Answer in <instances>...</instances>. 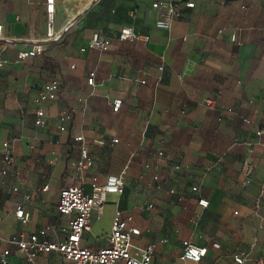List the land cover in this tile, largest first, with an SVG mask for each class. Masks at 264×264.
<instances>
[{
    "label": "crops",
    "instance_id": "0c3cea01",
    "mask_svg": "<svg viewBox=\"0 0 264 264\" xmlns=\"http://www.w3.org/2000/svg\"><path fill=\"white\" fill-rule=\"evenodd\" d=\"M154 1L55 0L54 29L61 36L44 42L45 0H0V23L11 39L1 50L7 64L0 68V143H13L18 169L0 179L1 236L49 225L50 238L62 239L69 217L56 210L59 190L82 185L89 191L93 176L102 183L126 165L123 192L108 193L101 212L91 213L82 245L106 244L118 206L140 230L135 246L155 244L153 264H232L238 251L264 256V133H256L264 130V0H193L168 30L154 25ZM124 24L148 41L118 40ZM93 31L112 37L108 50H80ZM34 43L45 44L42 53L19 60L18 51ZM90 70L94 85L86 83ZM51 78L59 82L58 95L46 105V123L36 126L32 98ZM114 97L123 100L118 112L111 110ZM205 97L215 98L214 108ZM60 109L70 113L63 130ZM77 134L93 158L83 183L72 165ZM247 156L253 173L243 183ZM171 158L181 161L175 172L166 162ZM172 187L180 199L169 193ZM148 201L160 211L143 210ZM17 202L29 213L26 224L14 216ZM184 239L206 247L199 263L179 259ZM13 252L15 264H28ZM33 264L73 263L51 251Z\"/></svg>",
    "mask_w": 264,
    "mask_h": 264
},
{
    "label": "built area",
    "instance_id": "2783aa9c",
    "mask_svg": "<svg viewBox=\"0 0 264 264\" xmlns=\"http://www.w3.org/2000/svg\"><path fill=\"white\" fill-rule=\"evenodd\" d=\"M151 6L156 14L155 27L168 30L171 28L172 22L180 16L182 8L194 7V1L155 0ZM241 7L243 8L244 5L242 4ZM44 13L46 30L43 41L58 40L61 36V31H55L54 29L55 0H45ZM116 37L120 41L140 40L147 42L149 39L148 35L139 33L130 24L122 25ZM233 38L232 35V40ZM10 40L5 35L3 25L0 23V68L7 64V60L1 56V50ZM111 43L112 37L102 36L99 31H93L86 45L81 47L80 50L93 49L106 51L109 49ZM44 48V43H34L30 48L18 51V59L23 61L28 57L40 54ZM139 81L141 83L145 82L144 79H140ZM86 83L94 85L95 72L93 70L88 72ZM58 91L59 82L56 78H51L41 85L32 98L34 104V125L43 126L46 123V105L56 99ZM203 101L209 108H214L216 105V100L213 97H205ZM122 103L121 97H114L110 102L111 110L118 112ZM235 116L242 121H248L243 116ZM57 117L59 121L58 128L63 130L64 121L70 119V113L66 109H60ZM256 133H264V130L259 129ZM72 141L78 145V156L73 160L72 165L76 171L77 178L83 183L85 172L92 166L93 158L82 134L74 135ZM117 141V138L112 139L114 143ZM12 149L13 143L11 141L5 140L0 143L1 182H4L9 174L18 173ZM248 150L249 152L252 151L251 146ZM143 167L147 168L149 164L144 163ZM180 168L181 165H172L169 170L170 172H175ZM126 169L127 166L125 165L118 173L106 174L102 183H99L97 178L93 176L89 191H86L82 185H67L62 187L58 192L55 207L58 213L69 217L64 237L62 239H51L50 234L53 231V227L49 225L30 233L19 231L6 238L0 235V264H15L12 260L13 247L23 254L24 260L28 264H33L37 255L51 251L58 252L65 260L71 261L73 264H153L155 244L149 242L143 247L135 246L133 238L140 234V230L131 224L133 216L130 213L123 212L118 206L114 210L110 230L106 234V244L98 248H91L81 244L83 234L90 229L91 213L93 211L98 214L101 212L108 193L121 194L123 192ZM241 172L244 176L243 183L248 182L253 173V166L248 156L243 160ZM152 180L155 183V188L157 190L160 189L161 179L157 173L152 175ZM47 188L48 185H44L42 190H46ZM196 189V186L191 187L193 191ZM12 190L18 192L19 188L15 185L12 187ZM169 193L176 194L177 191L172 187L169 189ZM29 196L28 193L23 194L24 199H28ZM197 202L203 207H206L208 204V201L204 198H199ZM152 207V203H148L142 208L143 210H149ZM13 213L22 225L29 221V213L25 211L21 202L15 204ZM161 241L164 242L165 240ZM205 254L206 247L197 245L189 239L181 241L180 260L199 263ZM232 264H264V256L251 258L246 252L238 251L232 256Z\"/></svg>",
    "mask_w": 264,
    "mask_h": 264
},
{
    "label": "trees",
    "instance_id": "16d2710c",
    "mask_svg": "<svg viewBox=\"0 0 264 264\" xmlns=\"http://www.w3.org/2000/svg\"><path fill=\"white\" fill-rule=\"evenodd\" d=\"M166 162H169V163L172 164V165H180V164H181V161H179V159H174V158H171V159L167 160ZM160 183H161V188H163V187H162V186H163V182L160 181ZM161 188H160V189H161ZM158 190H159V189H158ZM175 196H176L177 200L181 198L180 195H177V194H176Z\"/></svg>",
    "mask_w": 264,
    "mask_h": 264
},
{
    "label": "rangeland",
    "instance_id": "374dc122",
    "mask_svg": "<svg viewBox=\"0 0 264 264\" xmlns=\"http://www.w3.org/2000/svg\"><path fill=\"white\" fill-rule=\"evenodd\" d=\"M110 202L111 201H107V203H110ZM147 203H152V205H153V207L151 208L152 211H150V212L156 213V212L160 211V206L156 202L148 201Z\"/></svg>",
    "mask_w": 264,
    "mask_h": 264
}]
</instances>
